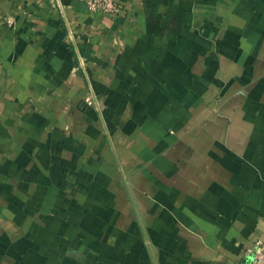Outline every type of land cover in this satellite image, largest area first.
<instances>
[{
    "label": "crops",
    "instance_id": "0c3cea01",
    "mask_svg": "<svg viewBox=\"0 0 264 264\" xmlns=\"http://www.w3.org/2000/svg\"><path fill=\"white\" fill-rule=\"evenodd\" d=\"M0 0V264H238L264 240V0Z\"/></svg>",
    "mask_w": 264,
    "mask_h": 264
},
{
    "label": "built area",
    "instance_id": "2783aa9c",
    "mask_svg": "<svg viewBox=\"0 0 264 264\" xmlns=\"http://www.w3.org/2000/svg\"><path fill=\"white\" fill-rule=\"evenodd\" d=\"M88 10L91 13H102L113 17L122 13L118 0H91L88 3ZM238 264H264V240L254 241L251 247L245 248Z\"/></svg>",
    "mask_w": 264,
    "mask_h": 264
}]
</instances>
